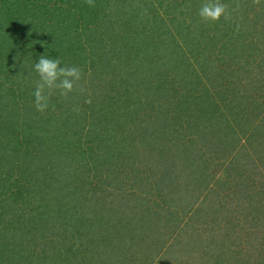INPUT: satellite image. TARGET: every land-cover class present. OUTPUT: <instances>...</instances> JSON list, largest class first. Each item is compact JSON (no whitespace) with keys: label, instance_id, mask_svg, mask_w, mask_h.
<instances>
[{"label":"trees","instance_id":"1","mask_svg":"<svg viewBox=\"0 0 264 264\" xmlns=\"http://www.w3.org/2000/svg\"><path fill=\"white\" fill-rule=\"evenodd\" d=\"M229 1L222 0L224 9L227 4L225 10L227 16L224 15L227 22H217L202 17L201 9L192 7L189 0H117V5H121L119 18L114 17L113 22L110 23L111 18L108 22L98 21V14L104 13L103 11L108 8L101 7L100 10H96L95 15L87 16L72 12L69 1L65 2L66 5L64 1L46 0L45 3L53 4L56 8L50 12L52 16L49 15L48 22L54 23V20L59 18L71 22L62 25L59 30L60 35L54 37L48 34V49L55 50L57 45L66 43L67 34L76 31L78 21L82 23L81 28H78L82 33L79 37L85 38L91 34L96 38L104 39L106 36L104 25H107L109 35L114 31L119 32L118 36L115 34V39L111 37L109 44L106 43V38L101 44L110 47L109 52L100 59L104 69L115 66L112 69L115 80L107 75H104L100 82L90 80L92 97L97 101L94 103L96 110H87L86 106L88 112L72 108V104H64L58 95H54L51 109L47 111L46 117L42 118L47 124H54V127L59 125L69 129L74 139L70 138L68 141L71 145L69 154L74 153L75 156L71 157L86 170L94 171L93 177H103L108 180L107 184L113 187V191H111L112 199L106 209L112 212L109 218L89 214L88 208L81 202L85 178H82V175L75 178L74 165H67L65 168L56 167L55 161L53 163L50 159L45 164L46 160L38 156L41 154V148L33 151L35 148L31 145L29 135L36 133L37 129L32 122L34 114L28 113L30 103L26 98L28 95L33 96L36 85L16 84L12 80L19 77L17 74L23 73L22 77L24 81L26 80L24 71L18 69L16 72L15 67L7 69L8 79L1 78L0 84V91L6 98V102H3L2 95L0 96V112L3 110L4 114L9 115V119L4 118L0 121V131H7L9 123L11 127H13L12 123H17V127L15 126L13 130H17V133L22 134L25 139L23 144L20 142L13 147L1 141L3 146L0 147V264H98L94 261L99 262L100 256L103 259L112 252L119 254L124 252L126 258H130L133 263L142 259L143 264H153V262L154 264H220V258L225 260L224 256L227 255L230 256L228 264H260L250 257L249 251L244 253L245 237H247L245 234L247 228L244 224L248 223L232 218L229 206L223 203L217 209L219 212L210 209L215 210L211 214L206 212L201 214V209L197 208L198 213L202 215L199 217V223H206V232L209 231V235L213 236L208 237L206 244L202 245L197 241L199 231L196 234L187 232L183 243L176 241L165 247L163 253L167 254L166 257L162 256L163 253L160 254L162 251L160 248L165 246L164 242L156 239V242L152 243L150 240L155 233L161 235L156 225L161 218L159 217L158 220L154 217L152 214L155 213L149 206L145 207V215L137 216L134 213L140 208L137 206L138 203L129 204L131 198L135 197L136 191L140 200L141 193L150 183L148 178L155 179L154 183L161 188L169 187L170 191L176 192L175 197L184 190L192 188L203 189L207 195L209 193L220 195L218 191L208 189L207 183L217 180L214 175L215 170L218 172L223 165L224 169L221 171L225 177H231V172L234 175H248L245 184L248 189L245 187L241 189L243 200L251 201L249 203L251 211L249 213L245 206L243 210L246 214L240 218L244 219L250 215L264 225L263 180L259 181L260 185L257 189L251 184L252 176H261L264 172V161L261 159L264 158L263 152L261 153L262 142L255 145L264 136L263 118L259 125L254 118L247 117L248 112L245 108H237V105H234L237 102H232L226 109L227 114L231 115V122L221 127L217 117L222 113L215 112L220 108L216 103V96L203 98L201 95L185 94L186 96L179 97L175 87H180L181 84L177 85L169 75V70L173 67L181 69L186 74L177 78L179 82L192 80L195 84L193 87L205 86L207 84L205 81L216 84L218 81L212 80L220 76L222 70L216 71L219 67H216L217 59L213 53L226 54L228 58L233 59L238 57L237 60H233L235 66L243 65L242 57L250 56L245 49L248 51L252 49L250 51L253 52L257 49L256 47L253 50L254 44L251 41L254 40L248 41L254 38H248L252 29L260 35L255 39L257 41L260 39L264 46V34L260 31V28L264 27V21H255V23L252 21V24L243 22L242 26L238 25L234 20L228 19L233 15L232 6H228ZM236 1L237 4L240 2ZM260 3H264V0ZM49 5L43 3V7L45 9L48 7V10ZM5 9L7 13L0 9V50L3 47L6 52L14 41L20 42V37L29 34L27 31L31 32V30L28 28L32 29L35 23L32 24L27 17L21 18L15 9L14 11ZM32 10L37 12L39 7ZM143 12H147L148 16H144ZM146 25L150 26L145 30ZM88 27L91 29L89 30ZM240 37L244 48L237 41ZM79 46L81 47L82 43L79 42ZM6 59L13 61L10 54L5 56ZM172 62L174 65L171 64ZM159 65L166 66L163 74L154 73V69ZM6 66H11V62ZM210 67L212 70L207 76L204 70ZM227 73H229L228 69L225 74ZM80 80L85 82V78ZM250 83L246 86L249 87ZM130 85H132L130 94L145 99L144 102L150 112L145 114L139 108L128 111L129 106L125 105L121 108L118 106L119 110L124 108L123 111L127 115L122 117L123 122L117 117L110 116L116 111L109 110L107 106L115 96H118V88L121 90L124 86L127 88ZM114 90L117 92L115 96L112 95ZM81 93L78 92V98L82 96ZM225 98L227 101L230 100L228 96ZM7 99L13 104H6L9 102ZM174 100L176 101L173 103ZM117 103H120L119 100ZM73 105L76 106V103ZM19 108L23 112H21L23 122H18L17 119L20 114ZM130 122L132 126L124 130L123 126H128ZM248 123H252L253 127L250 128L251 125L248 127ZM96 126L99 128L96 129ZM170 131L176 133V140ZM82 132L85 133V137L80 143ZM134 135H138V139H133ZM93 145L97 149V160L93 158V153L96 155ZM248 146L256 148V153L260 157L253 156L247 151L250 150ZM32 152L36 155L32 156L34 161L30 158ZM221 152L225 155H220ZM138 154L146 158L150 167L145 169L147 170L145 174L135 171V174L130 176L131 179L126 178L127 181H133L138 190H135L134 184L131 183L127 187L129 189L121 192L117 184H122L124 177L119 181L118 171L110 168L111 161L115 157L119 159V165L120 160L133 161ZM10 155H15V158L12 159ZM255 157L262 161L260 171L256 169ZM33 162H37L35 170L31 168L34 166ZM211 165L216 168L211 169L213 173L208 171ZM184 177L186 179L182 182L181 178ZM93 191L95 193V190ZM169 193L168 191L162 196L161 201L165 204L171 203L168 201L170 199H167L171 198ZM65 196L69 198L67 201H63ZM181 196L179 195L178 200L182 199ZM224 198V196L221 198L223 202ZM103 201L106 203V200ZM254 201L256 204L253 203ZM222 213H227L224 215L228 218L223 222V226L220 222H216L217 218L221 219L219 217ZM213 227L216 229L214 230ZM188 237L189 242H187ZM75 240H84L81 245L87 243L91 245V249L88 252L76 249ZM141 243L148 246L146 248L149 250L143 258L138 257L136 260L135 253L141 248L137 244ZM194 243L196 246L193 245ZM215 252H219L218 260L214 257ZM170 255L174 256L172 260L168 259L171 258Z\"/></svg>","mask_w":264,"mask_h":264},{"label":"rangeland","instance_id":"2","mask_svg":"<svg viewBox=\"0 0 264 264\" xmlns=\"http://www.w3.org/2000/svg\"><path fill=\"white\" fill-rule=\"evenodd\" d=\"M49 2L55 1V0H48ZM57 1V0H56ZM63 2L64 4L68 3L67 1L70 2L71 7H72V12L74 13H79V14H84L89 16L90 15H95V12L97 9L100 10L101 7L108 8L106 11H103L104 13L98 14V21H107L110 19V23L113 22L114 17L119 18L120 14V8L121 5H117V0H58ZM190 4L192 7L199 8L201 9L204 5L209 4V3H220L222 4V0H189ZM240 1L237 4L236 0H230L228 6H232V16H229L228 19L234 20L238 25L242 26V23L245 22L246 24L251 23L252 21L255 23V21H264V3H260L261 0H238ZM46 0H0V9L4 10L7 13V9L9 8L10 10H17L19 15L22 17H27V19H30L32 21V24L35 23V25H31V27L28 28L30 29L31 32L27 31V35L25 37H20V42L14 41L12 46L5 52V50L2 47V50H0V84H1V78L8 76L9 71L7 72V69L14 68L15 71L17 72L18 69H21L20 71H24V75H26V80L24 81V77H22L23 73L20 75L17 74L19 77H15L12 81H15V83H20L21 86L23 85H28V86H33L36 85L39 82V77L33 70L32 65L36 62V59L38 58L39 55H45V56H50V57H58L61 61V65L65 67H76L80 70V78H85V82H81V80H76L73 82V89L71 92H68L64 95H61V90L59 89H53L48 97V107L44 111H38L36 107L33 109L34 104V96H29L26 98L27 102L30 103V111L28 112L29 114H34L32 117V122L34 125H36V133L33 132L29 135V139L31 141V145L35 148L33 151L35 152L37 149L41 148V154H39V157H43L45 159V164L50 160L55 161V166L56 167H63L67 165H74L75 168V178L78 176L82 175V178H85L84 180V193L82 197V203L85 204V206L88 208V213L91 215H96L98 217H104V218H109L111 214V210L106 209L110 200L112 199L111 197V191L112 186L108 185L107 182L108 180H105L102 178H95L92 175H95V172H91L83 168V165L80 164L79 162L75 161L74 158L71 156H74V153L72 155L69 154V148L71 145L68 144L69 139L74 140L72 138V134L69 129L67 128H62L59 125L54 127V124H47L42 120V118H45L46 115L48 114L47 111L51 109V104L53 103L54 95H58L62 102L64 104H72V108L75 107L79 110L86 111L85 106L87 110L89 109H94V103L97 101L93 100L92 97V87H91V82H100L102 78H104V75L112 76V79H114V73L112 72V69L115 66L108 67L104 69V66L102 65V60L100 59L106 52H109L110 47L109 44L111 42V37L112 39L114 38L115 34L119 32H112L110 35L107 34V25L105 26V33L106 36V45H101L102 41L105 39L99 38L92 36L91 34L88 37L80 36L82 33L79 31L78 28H81L82 23L78 21V26L76 31L70 32L67 34V42L62 43V45H57L55 50L48 49L47 45L49 44V38L48 34L54 35V37L60 35V29L62 25H67L71 24L69 20L59 18L54 20V23L48 22L47 18H50L52 16L50 12L53 9H56L53 4L45 3ZM66 2V3H65ZM43 3L47 6L49 5V10L48 7L45 9L43 7ZM198 4V6L196 5ZM67 5V4H66ZM223 5V4H222ZM39 7V10L37 12H34L32 9H36ZM5 7V8H4ZM247 9H246V8ZM227 8V4L225 6V10ZM221 14V16L216 19L217 22H227L225 19L226 12ZM9 11V10H8ZM14 11V10H13ZM57 11V10H56ZM100 13V12H98ZM50 15V16H49ZM144 16H148V13L143 12ZM227 16V15H226ZM44 17V18H42ZM74 17V16H73ZM104 17V19L102 18ZM63 20V21H60ZM124 21V20H122ZM108 24V23H107ZM222 24V23H221ZM232 24V23H231ZM109 26V25H108ZM150 25H146V28H149ZM116 27H118V24H116ZM75 28V26H73ZM55 31H52L54 30ZM90 30L91 28L88 27ZM261 32L264 34V27L260 28ZM79 31V32H78ZM259 31V34H260ZM251 34L248 36L254 37L253 39H248V41L253 42V50L257 47V49L253 52L245 49L247 53H250V56L247 57L245 56L244 58L242 57V62L240 66H235L233 60H237L235 57L234 59L232 57L228 58L226 54H216L213 53L217 59L216 63V71L219 69L222 70V74L212 81H218L216 84H210L211 82L205 81L207 84L205 86H197L193 87L195 84L192 80H185L184 82H179L177 78L183 77L186 75L181 69V71L178 68H170V77L172 78L173 82H175L177 85L178 83L181 84L180 87H175L177 91L179 92L178 95L179 97H184L186 96L185 94H195V95H201L203 98L206 96H216V103L220 107L218 111L216 110V114L222 113V115H219L218 123L222 127L224 125H227L230 121L231 115L226 112V109L229 107V104L232 102H237L234 105H237V108H245L248 112L247 117L248 118H254V121H257L259 125L261 124L260 121L263 118L264 120V46L262 45V41L259 39L258 41L255 39V37L260 36L257 34L256 30H251ZM32 35V36H31ZM19 36V35H18ZM118 36V35H117ZM115 39V38H114ZM237 41L241 42V37L240 40L237 38ZM79 42L82 43V46H79ZM53 46H51L52 48ZM244 48V46L242 45ZM247 48H250L247 46ZM7 54H10L13 57V61H8L7 59L5 60V56ZM244 59V60H243ZM5 60V61H4ZM8 62H11V66H6ZM247 62V63H246ZM245 63V64H244ZM173 64V62L171 63ZM229 64V66H227ZM174 65V64H173ZM171 65V66H173ZM101 68H100V67ZM229 73L225 74L227 69ZM212 70V67L208 68L207 70H204V74L209 76V72ZM3 71V73H2ZM166 71V66L159 65L154 69V73L156 74H163ZM215 71V69H214ZM111 72L113 74H111ZM153 73V72H152ZM219 75V74H218ZM8 79V77H6ZM118 78V77H117ZM174 78V79H173ZM192 79V78H191ZM248 79V80H247ZM226 80V81H225ZM11 81V80H10ZM21 81L23 83H21ZM220 82V83H219ZM251 82V83H250ZM248 83L249 87L246 86ZM98 84V83H97ZM198 84V83H197ZM16 86V85H15ZM99 86V85H98ZM96 86V87H98ZM95 87V88H96ZM117 87V86H114ZM94 88V89H95ZM132 85L129 87H123L121 90L118 88V96H115L117 94L116 90L113 91L112 95L115 96V98L110 102V104L107 106L109 110L116 111L110 114L112 117H117L118 120H122L124 122V119L122 117L127 116L125 112L122 110H119L118 106L121 108L125 105L129 106L127 109L128 111H131L132 109H135L145 112V114H149L150 110L147 108V104L144 102L145 99H139L135 97L134 94L131 93ZM86 90V91H85ZM59 91V92H58ZM82 92V96L78 98V92ZM85 91V93H83ZM110 91V90H109ZM111 94V91H110ZM109 94V95H110ZM2 95L1 100L3 102H6L5 95L0 91V96ZM218 96V97H217ZM225 96H228L230 99L229 101L224 99ZM119 97H121L119 99ZM232 97L234 98L232 100ZM77 98V99H76ZM18 99V98H17ZM16 99V100H17ZM129 99V100H128ZM9 100V99H7ZM117 100V101H116ZM119 100L120 103H117ZM128 100V101H127ZM166 100V99H163ZM235 100V101H234ZM176 100L173 101V103ZM76 103V106L73 104ZM8 105L11 104L10 100ZM13 104V102H12ZM11 104V105H12ZM114 104V105H113ZM244 104V105H243ZM233 105V106H234ZM14 106V105H13ZM245 106V107H244ZM20 114L17 117L18 122H23L21 121L23 118V114H21L22 109H20ZM147 110V111H146ZM223 110V111H222ZM2 112V113H1ZM0 112V121L2 119H9V115H6L3 113V110ZM36 112V114H35ZM88 112V111H86ZM23 113V112H22ZM128 119H126L127 121ZM125 121V122H126ZM127 123V122H126ZM253 123V122H252ZM252 123H248V127L251 125L250 128L253 127ZM17 123H12L13 127L9 126L10 123L7 125V131H0V147L3 146L2 140L5 141L8 145H12L13 147L14 144H20V142L23 144L24 143V137L22 134L19 132L17 133V130L14 127ZM131 122L129 123L128 126H123L124 130H127L129 126H132ZM49 125V126H48ZM12 130H11V129ZM99 128L96 126V129ZM264 129V125L262 127ZM5 130V129H4ZM33 130V129H32ZM194 130V129H191ZM122 130H120L121 132ZM251 131V129L248 131V133ZM95 130L93 133L95 134ZM238 133V132H237ZM253 133V131L251 132ZM170 134L174 136L175 139V132L170 131ZM85 133L82 132L81 137H80V143L84 141V136ZM122 135V134H121ZM249 136V135H248ZM124 139V136H122ZM182 137V136H180ZM179 137V138H180ZM178 138V139H179ZM264 136L261 137L260 141L256 142L254 141L255 145L257 143L262 142L261 146V153L263 152L264 154ZM28 139V140H29ZM133 139H138V135H134ZM79 140V139H77ZM126 142H128V139L126 138ZM96 145V144H95ZM93 145V151L95 150L96 153V147ZM136 145V144H134ZM56 146V148H55ZM249 147V146H248ZM250 153L254 156H258V153H256V148L253 149L252 147H249ZM254 150V151H253ZM7 152V150H5ZM34 152L31 153V159L34 161V157L36 156ZM79 152V151H78ZM132 152V151H131ZM8 153V152H7ZM222 153V152H221ZM259 152V154H261ZM79 154V153H78ZM224 153L220 154L223 155ZM262 154V155H263ZM225 155V154H224ZM80 156V155H79ZM12 159L15 158V155H10ZM75 157V156H74ZM93 158H97V153L96 155L93 153ZM264 161V158H261ZM151 160V159H150ZM221 160V159H219ZM90 161V160H89ZM122 162L120 160V163L118 165L119 159L113 158L111 161V167L114 170L118 171V179L119 181L121 180V177H124L123 183H118L117 186L121 189L122 191H125L129 184L133 183V181H127L126 178H130V176H133L135 174V171H139L140 173L147 172L148 167H150V164L146 162V158L142 156V154H138L135 156V159L133 161H128L123 160ZM255 165L256 169L260 171L262 169V161L260 159H257L255 157ZM215 162V161H214ZM153 162L151 161V164ZM215 163H218L216 161ZM179 164V162L177 163ZM34 166H31V168H34V170L37 168V162H33ZM81 167H79V166ZM78 169H76L77 167ZM49 168V165H47ZM88 167V166H87ZM137 168H139L137 170ZM222 170V167H220ZM120 169V170H119ZM211 169H216L213 165H211L210 168H208V171L213 173V170ZM221 169L216 173H214L215 178L217 179L216 181H210L207 183L208 189H212L214 191H218L220 195H213L212 193H209L208 195L205 193L203 189L199 188H192V189H187L186 191L182 192V199L178 197L177 195L175 197V193L173 191H170V188H161L160 185L158 186L154 182H156L155 179L148 178L149 184H147L144 189V192L141 193V198L139 200V197L137 196V191L135 197L131 198V202L129 204H132L135 202L139 208L138 211H136L134 214L137 216L140 215H145V207L149 206L150 208L152 207L153 212L155 214H152L154 217H157L159 220V217L161 218L158 223H156L158 227V232L161 233L159 235L158 233H155L153 238L151 237L150 240L152 243L156 242L157 240H161L164 242L165 246L162 249L161 253H163L165 247H168L170 243H175L176 241H180L183 243L184 238H186L185 234L187 232L195 233L197 231L199 238L197 241L199 243L206 244L208 242V237H213L209 235V231L206 232L207 229H205L206 223H199V217H202L197 211V208L199 207L201 210V214L204 212L211 214L215 210H210V209H219V205H225L229 206L230 214L232 215V218H236L238 221H245L248 224H244L245 227L247 228V231L245 232L246 236L245 240V248L246 251H249L250 257L253 259L257 260L258 263L264 264V235L262 233L264 232V226L263 223H258V221L253 218L252 216L248 215L247 217H243L242 215L246 214V212L243 210L245 206H247L249 213L251 211V207H249V202L248 199L243 200V195H242V189L241 187H245L248 189V186L245 185L247 184V176H243L242 174L239 175H234L233 172H231V177H225L222 174ZM87 172H90L88 174ZM209 172V173H210ZM117 173V172H116ZM88 175V178H87ZM90 176V177H89ZM131 179V178H130ZM182 182L186 179L181 178ZM251 184L255 185L257 189L258 185H260L259 181L263 180L262 184H264V172L261 176H252L251 177ZM118 181V182H119ZM230 181V182H228ZM235 181V182H234ZM216 182V183H213ZM164 183V182H163ZM235 183V184H234ZM134 184V183H133ZM165 184V183H164ZM264 186V185H262ZM250 187V186H249ZM133 188L135 190H138L134 184ZM95 190V193L94 191ZM195 190H198L195 191ZM170 192L169 194L171 195V198L168 201H171L170 204H165L162 199V196L166 195V193ZM199 191H202L201 193ZM118 192V191H117ZM194 193V194H193ZM217 193V194H218ZM206 194V195H205ZM224 198V202L222 201V197ZM158 200H157V198ZM166 198V197H165ZM177 198V199H176ZM69 199V198H68ZM67 196L63 199V201H67ZM106 200V203L103 201ZM160 200V201H159ZM188 200V201H187ZM195 200V201H193ZM139 201V202H138ZM143 203V204H142ZM253 203L256 204V201ZM107 204V205H106ZM142 204V205H139ZM180 204L182 206H180ZM196 206V209H195ZM101 207V210H100ZM235 207H238L235 209ZM129 210V209H128ZM128 210L126 212H128ZM243 210V211H242ZM218 211V210H217ZM219 212V211H218ZM243 212V214H242ZM227 213H222L219 218L221 219H216V222H220V224L223 226V222H226L228 218L227 216L224 215ZM199 223V224H198ZM143 225V224H142ZM218 226V225H217ZM214 230L216 229L213 227ZM131 229V228H130ZM193 229L195 231H193ZM93 230V229H92ZM222 232V231H221ZM220 232V233H221ZM248 233V234H247ZM252 234V235H251ZM134 235V234H133ZM131 235V236H133ZM100 241V240H97ZM84 240L78 241L75 240V245L74 247L78 250H82L84 252H88V250L91 249V245L89 244H83ZM187 242H189V237L187 238ZM200 244V245H201ZM140 245L141 248L139 251L136 252L135 250V255L136 260L139 258H143L145 253H148V250L144 243L137 244ZM193 245L196 246V243ZM214 245V243H213ZM137 248V246H135ZM146 248V249H145ZM151 249V248H150ZM154 249V248H153ZM157 249V248H156ZM155 249V250H156ZM114 254V255H112ZM219 252L214 253V257L217 258L218 260V255ZM162 256H167L166 253H163ZM171 258H168L169 260H172L174 256L170 255ZM127 255L122 252V253H108L105 258L102 259L100 256V261L94 263L98 264H143L142 259H138L134 263L132 260L129 258H126ZM225 260L220 258V264H228L229 263V258L230 256H224ZM247 259V255H246ZM223 260V261H222ZM155 262H153L154 264Z\"/></svg>","mask_w":264,"mask_h":264},{"label":"clouds","instance_id":"3","mask_svg":"<svg viewBox=\"0 0 264 264\" xmlns=\"http://www.w3.org/2000/svg\"><path fill=\"white\" fill-rule=\"evenodd\" d=\"M224 10L220 3H209L201 8L200 15L214 21ZM32 67L39 77L33 93L34 104L41 112L48 107V97L53 89L61 90L60 94L64 95L71 92L73 82L80 79V70L76 67L62 66L58 57L39 55Z\"/></svg>","mask_w":264,"mask_h":264}]
</instances>
